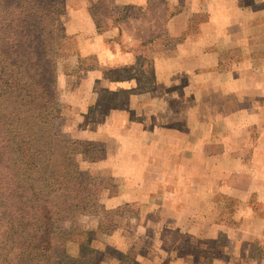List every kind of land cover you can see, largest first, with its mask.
Wrapping results in <instances>:
<instances>
[{"label": "crops", "instance_id": "obj_1", "mask_svg": "<svg viewBox=\"0 0 264 264\" xmlns=\"http://www.w3.org/2000/svg\"><path fill=\"white\" fill-rule=\"evenodd\" d=\"M146 1L115 0L118 5ZM170 1L180 8L169 15L166 30L169 36L182 37L169 51L150 54L153 87L148 89L141 52L125 47V31L113 25L99 33L92 0H65L60 19L77 46L73 69L58 71L56 87L81 124L77 136L95 140L105 150V160L125 163L123 194L131 192L128 183L139 181L146 196L141 201L154 195L148 208L155 210L154 226L201 240L224 233L228 240L229 249L219 256L202 250L195 259L192 252L161 256L158 251L155 264H264V254L253 251L254 244L264 247V128L258 127L264 107L261 113L257 110V102L264 99V0ZM200 14L205 18L195 22L198 27L191 34V22ZM199 75L202 86L195 91ZM210 97L217 101L208 111L201 103ZM89 107L101 118H87ZM208 112L206 123L194 121L195 114ZM246 112L257 116L243 119ZM253 125L261 132L255 139L250 136ZM125 139L128 153L116 147L123 140L126 144ZM136 160L145 168L139 180ZM215 193L237 199L233 216L217 217L226 205L215 203ZM253 195L259 209L249 204ZM105 201L114 206V198Z\"/></svg>", "mask_w": 264, "mask_h": 264}, {"label": "rangeland", "instance_id": "obj_2", "mask_svg": "<svg viewBox=\"0 0 264 264\" xmlns=\"http://www.w3.org/2000/svg\"><path fill=\"white\" fill-rule=\"evenodd\" d=\"M92 5L90 10L95 25L97 24L99 27H96L99 33L113 25H119V29H123L124 34L131 37L132 40L128 41L123 34V44L125 47L137 48L141 52L139 60L142 62L145 72L147 71L145 85L148 89L152 88L153 79L148 74L153 67L150 54L169 51L182 37L169 36L166 30L169 15L173 14L175 10H179V4L170 0H147L144 4H128L129 8L125 15L118 10L115 0H92ZM64 9L65 0H61V12ZM204 18L203 14L195 16L191 22V31H189L191 34L196 33L197 21ZM76 41L74 36L64 34L60 49L54 59L56 74L61 69H73L72 53L77 46ZM91 58H88L89 62H91ZM197 73L201 72L197 71ZM212 82L209 85L211 90L214 84ZM201 84V75H199L194 81L195 88L198 86L195 91L201 88ZM56 91L59 116L56 119L55 128L59 141L53 157L57 170L54 180L58 185L70 189L71 200L60 204L55 230L60 233H69L73 230L74 238L78 239L76 241L71 238L63 243L67 254L84 258L91 264H155L153 256L158 251H161V256H165L164 252H168L169 255L192 252L196 259L199 251L202 250L209 256H219L222 251L229 249L224 233H219L214 239L201 240L173 228L154 226L155 210L149 211L148 209L154 200V195L151 194L147 201H141L140 199L146 196L139 187V181L128 183L131 192L127 195L123 194V191L127 190L122 186L124 181L121 179L125 163L105 160V150L96 144L95 140H84L77 136L81 124L76 120L72 105L63 101L61 90L56 87ZM104 95L107 96V93H103V97ZM157 100L160 101L162 98L158 96ZM214 101H217L214 97L205 98L201 106H208V111H210ZM248 103L249 100L242 103L243 109L248 106ZM257 104L258 112H263L264 99H260ZM86 115L91 121L102 116L96 115L95 110H92L91 107ZM253 116L257 115L250 112L242 114V118L246 120ZM210 117L211 113L209 112L195 114L194 121L202 123L205 119L203 122L206 123ZM259 123L258 127L264 128V118ZM253 126L250 136L255 139L261 132L256 125ZM200 131L202 132V130H196L195 134ZM196 136L193 135L194 138ZM125 141L126 144L123 140L122 144L116 145L121 152L131 149L127 139ZM196 148L200 147L196 146ZM101 152H104L103 158H99ZM133 165L139 180L140 170L145 169L144 163L136 160ZM152 165L153 163L150 162L149 167ZM108 171L115 172L116 176H109ZM166 188L171 187L166 186ZM106 197L114 198V206H112V202L105 201ZM125 198L129 201L123 203ZM212 199L221 207L222 203L226 205V208L223 209L224 212L217 215L218 218L233 216L238 205L237 199L221 193H215ZM249 204L255 209L261 207L259 203H256L254 195L250 197ZM219 205H215L214 212H219V208L217 209ZM262 247L254 244L253 251L264 254V247ZM141 254L148 256L140 258Z\"/></svg>", "mask_w": 264, "mask_h": 264}, {"label": "trees", "instance_id": "obj_3", "mask_svg": "<svg viewBox=\"0 0 264 264\" xmlns=\"http://www.w3.org/2000/svg\"><path fill=\"white\" fill-rule=\"evenodd\" d=\"M60 13L61 0H0V264H91L66 253L73 230H55L71 200L54 180Z\"/></svg>", "mask_w": 264, "mask_h": 264}]
</instances>
